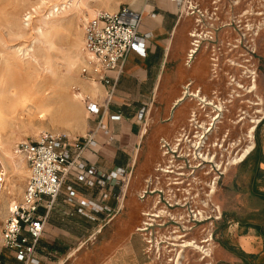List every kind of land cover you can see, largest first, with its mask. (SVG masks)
I'll return each mask as SVG.
<instances>
[{
    "label": "crops",
    "instance_id": "obj_1",
    "mask_svg": "<svg viewBox=\"0 0 264 264\" xmlns=\"http://www.w3.org/2000/svg\"><path fill=\"white\" fill-rule=\"evenodd\" d=\"M129 9L141 14L138 32L144 36L145 55L130 53L117 78L109 109L120 113L121 119L103 120L112 140L98 132L95 145L83 155L88 165L99 172L131 169L128 186L121 190L90 189L73 178L67 180L48 214L36 247L39 264H153L148 261L141 238L142 214L147 204L139 200V190L160 161V140L172 138L176 128L185 122V116L178 122L174 120L177 108L187 102L176 105L182 100L184 89L209 94L211 63L205 43L191 62H186L194 22L176 1L139 0ZM86 84L85 95L100 105L106 89L96 84V90L92 91L95 87ZM86 118L88 124L79 136L93 129L98 121L95 116L86 114ZM256 146L241 164L228 169L216 192L215 200L224 220L215 231L218 235L213 254L215 264H264V130L261 140L256 139ZM141 163L148 172L139 174L140 183L129 190L130 183L137 179L135 169ZM66 185L75 191L71 203L66 201ZM104 192L108 195L106 199L102 198ZM81 200L105 209L95 212L87 207L80 213ZM101 233L104 237L97 258L76 255L77 241ZM1 260L3 264H21L6 250L2 251Z\"/></svg>",
    "mask_w": 264,
    "mask_h": 264
},
{
    "label": "built area",
    "instance_id": "obj_2",
    "mask_svg": "<svg viewBox=\"0 0 264 264\" xmlns=\"http://www.w3.org/2000/svg\"><path fill=\"white\" fill-rule=\"evenodd\" d=\"M174 1L186 9L184 11L187 16H194L195 28L190 33L191 49L186 60L189 63L202 43L209 45L207 39L210 32L203 24L205 15L197 6L185 3V0ZM140 21L141 14L128 7H121L115 12L99 11L86 21L83 28L84 58L81 75L87 78L86 81L103 86L106 92L100 105L88 96L83 101L86 114L97 117L98 121L93 129L78 138L44 132L34 140L16 144V152L25 159L28 175L20 200L9 205L0 228V264H3V250L21 264L40 263L36 247L42 238L48 214L70 178L90 189L98 187L121 190L123 186H128L131 169L118 168L108 173L99 172L88 165L83 155L95 145L94 138L98 132L108 135L109 140H112L111 132L103 123L104 118L109 122H119L121 119V114L110 112L109 106L117 78L122 73L129 54L134 52L139 56L145 55L144 36L138 32ZM210 62L211 68L217 67L215 58ZM110 74H114V77ZM234 86L242 89L240 84ZM252 90L254 86L251 85L247 93ZM238 97L240 95L235 94L223 99L215 91L200 95L198 89H184L182 100L176 105L188 101L194 103L197 109L190 107L185 122L179 126L175 136L159 142L160 161L154 171L161 178L164 177L165 182L157 188H149L145 184L146 189L139 193L138 198L144 203L149 198L157 199L150 206L154 211L145 210L142 214L144 221L141 233L156 229L153 228V221L171 218L172 213L175 232H178V219L187 224L192 223L189 225L192 228L200 224L213 226L222 220L223 212L215 200L216 192L227 170L241 164L255 149L256 128L261 121L250 120L249 123L253 125L248 127L245 137H242L240 129L244 125V112L235 114L234 120L227 118L230 113L228 108L232 107L233 101ZM244 101L246 100H239L240 103ZM251 105L258 106V103ZM253 113L258 114L259 111L254 110ZM226 121L231 130L225 128ZM6 177L0 164V192L4 190ZM157 179L159 178L156 177ZM65 191L66 201L73 202V188L66 185ZM107 197L105 192L102 193L103 199ZM87 207L95 212L105 209L91 201L81 200L78 212L81 213ZM185 216L186 220L183 218ZM213 235L214 233H209L200 243L208 246ZM182 236L186 235L177 237L180 239ZM174 241L177 242L175 239ZM194 248L199 247L195 245ZM202 259L204 256L200 260Z\"/></svg>",
    "mask_w": 264,
    "mask_h": 264
},
{
    "label": "rangeland",
    "instance_id": "obj_3",
    "mask_svg": "<svg viewBox=\"0 0 264 264\" xmlns=\"http://www.w3.org/2000/svg\"><path fill=\"white\" fill-rule=\"evenodd\" d=\"M138 1L79 0L67 12L59 9L49 13L52 4L61 1L0 0L2 141L16 145L34 140L41 133H51L50 129L68 131L71 133L70 138L81 137L80 133L88 124L85 105L84 101L81 105H75L72 99L78 93L85 98L88 88L87 78L81 75L84 54L79 49L82 47L84 25L93 17L90 10L115 12L121 7H133ZM187 2L203 12V24L209 28V45L204 44L205 53L209 57V65L212 58L217 61V67L211 68L210 93L215 91L223 99H228V95H240L233 101L232 107L228 108L230 113L227 118L234 120L235 114L244 112V125L240 129L242 137H245L248 127L253 125L249 123L250 120H261L256 128V139L260 141L264 130V0H185ZM184 14L187 16L185 11ZM188 17L194 22V16ZM89 84L93 87L92 83ZM234 84H240L242 89H237ZM251 85L254 90L247 93ZM9 88L15 91L30 90V103L23 108L9 107L6 99V90ZM239 100L246 101L240 103ZM252 103H258V106ZM37 106H43L42 110L45 111ZM190 107L197 109L194 103H182L177 108L174 120L178 122L184 116L186 118ZM254 110L259 113H253ZM225 123V128L231 130L229 122ZM23 161L27 168L24 158ZM154 168L144 179L148 182L143 181L139 193L146 189L145 184L149 188H157L165 182V178L155 173ZM147 172L144 163L138 164L134 172V179H137L130 183L129 190L140 183L138 175ZM156 177L159 179L156 180ZM26 178L22 173L16 176V185L22 188L21 191L17 188L12 193H0V228L9 205L20 200ZM10 199L13 201L10 202ZM156 200H147L146 211H154L150 206ZM169 218L155 219L153 228L156 229L141 233L148 261L153 264H215L213 254L218 238L215 231L224 220V213L222 220L213 226L200 224L192 228L189 227L192 223L187 224L178 219V232L174 230V213ZM183 218L186 220V216ZM209 233L214 235L208 246L201 244L200 240L206 239ZM184 234L186 236L180 239L177 237ZM90 235L77 241L75 248L79 249L76 255L97 258L104 233L94 237ZM195 245L199 248H194ZM203 256L204 259L200 260Z\"/></svg>",
    "mask_w": 264,
    "mask_h": 264
},
{
    "label": "bare ground",
    "instance_id": "obj_4",
    "mask_svg": "<svg viewBox=\"0 0 264 264\" xmlns=\"http://www.w3.org/2000/svg\"><path fill=\"white\" fill-rule=\"evenodd\" d=\"M57 1H61V2L60 3L57 2L56 4H52V7L50 8L49 13H53L54 10H55L54 12H57L59 9L62 12H67L70 9L74 8L79 0H57ZM96 13H97L96 11L90 10L91 15L94 16ZM79 52L81 54L83 53V40H82V47L79 49ZM92 84L95 87L94 89H92V91H94V90H96L97 85L94 83H92ZM6 95H7L6 99L8 101V106L11 108H17V107L23 108L24 106H26L31 101L30 100L31 99L30 98L31 97L30 90L15 91L12 88H9L6 90ZM83 100H84V97L82 94L78 93V94L73 95L72 101L75 105H77V104L81 105ZM37 107L41 110L43 109L42 108L43 106L42 107L37 106ZM66 110H69V109L66 108ZM42 111H45V110H42ZM71 114L73 115V113H71ZM74 116L75 115H73V117ZM2 120H3V112L0 109V123ZM50 132L53 134H63L67 137H69L71 135V133L68 131H61V130H55V129H50ZM15 147H16V145H12L10 143L4 142L0 138V164L2 165L4 171L6 172V175H7V173L9 174V177H6V184H5L3 191L9 192V193L14 192L17 188L19 191L22 190L21 187H18L16 185V176H19L21 173L24 174V177H26L28 175V170H27V168L24 167L25 165L23 163L24 162L23 156L18 155ZM3 191H1L0 193H2ZM12 201H13V199H10V202H12Z\"/></svg>",
    "mask_w": 264,
    "mask_h": 264
},
{
    "label": "flooded vegetation",
    "instance_id": "obj_5",
    "mask_svg": "<svg viewBox=\"0 0 264 264\" xmlns=\"http://www.w3.org/2000/svg\"><path fill=\"white\" fill-rule=\"evenodd\" d=\"M179 129V127H177L176 128V130L174 131V136H175V134L177 133V130Z\"/></svg>",
    "mask_w": 264,
    "mask_h": 264
},
{
    "label": "trees",
    "instance_id": "obj_6",
    "mask_svg": "<svg viewBox=\"0 0 264 264\" xmlns=\"http://www.w3.org/2000/svg\"><path fill=\"white\" fill-rule=\"evenodd\" d=\"M258 145H259V143L257 142V146H258ZM257 146H256V147H257Z\"/></svg>",
    "mask_w": 264,
    "mask_h": 264
}]
</instances>
